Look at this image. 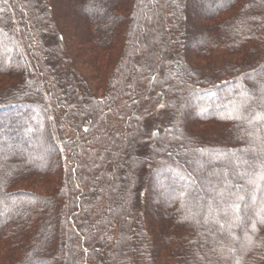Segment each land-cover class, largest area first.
<instances>
[{"label":"trees","instance_id":"16d2710c","mask_svg":"<svg viewBox=\"0 0 264 264\" xmlns=\"http://www.w3.org/2000/svg\"><path fill=\"white\" fill-rule=\"evenodd\" d=\"M24 1L0 0V264H264V0Z\"/></svg>","mask_w":264,"mask_h":264},{"label":"rangeland","instance_id":"374dc122","mask_svg":"<svg viewBox=\"0 0 264 264\" xmlns=\"http://www.w3.org/2000/svg\"><path fill=\"white\" fill-rule=\"evenodd\" d=\"M7 2L9 1V0H6ZM18 1H22L21 2V6L25 9L26 8V6H24L25 5V1L24 0H18ZM61 1H63L64 2V4L66 5V7L64 8V9H66V11H68V13L72 10V9H74V5H75V3H77L79 0H61ZM153 3V2H152ZM154 4V3H153ZM70 16V19H72L73 21H76V24L78 25L79 23H81L82 22V19H81V17L76 13V12H74V16H71V15H69ZM79 16V17H78ZM72 17V18H71ZM58 18V17H57ZM57 21H59V19H57ZM147 21H148V18L147 19H145V22L143 23V25H141L140 26V43H141V45H143L142 47H141V50L140 51H142V53H144V54H146V50H148V40H149V38H147V35H146V32L144 31V28L146 27V23H147ZM58 28L60 29V31H61V34H63L64 35V38L66 39V40H64L65 41V43L67 42V39H69V37L71 36V33H67L66 34V32H65V29L64 28H66L65 26H62L61 24H60V21L58 22ZM198 24V23H197ZM76 28V27H75ZM78 28V27H77ZM47 30H49V29H47ZM78 30H75V33L77 32ZM49 33V32H48ZM76 35H77V33H76ZM51 35L49 34V35H47V37L49 38ZM64 43V44H65ZM69 44V43H68ZM195 44H197V43H195ZM195 44H193V47L195 46ZM144 45H145V47H144ZM147 45V46H146ZM65 46H67V48L69 49V47H68V45H67V43H66V45ZM147 48V49H146ZM72 50H73V48H72ZM69 51H70V49H69ZM14 56H16V54L15 53H13L12 54V57H14ZM141 57H139L138 59H140ZM73 60H74V58H73ZM141 60V59H140ZM75 61V60H74ZM196 62H197V60L195 61L194 60V58L193 59H191V63H193V64H196ZM75 65L77 66V68L79 69V72L83 75V77H81V82H84V79L85 78H87L88 77V74L89 73H86L85 71H83L82 69H81V67L79 66V64L78 63H76L75 62ZM33 67H34V70L35 71H37V67H36V65H34L33 64ZM30 69L28 68V71H29ZM139 69H137V68H135L134 69V73L136 74V76L138 75V71ZM50 72L53 74V75H55L56 74V71H53V70H50ZM155 72V71H154ZM159 73V72H158ZM164 74H165V76H166V78H167V76H170L167 72H164ZM168 74V75H167ZM74 75H76V74H74ZM162 76V78H163V74L161 75ZM168 80V79H167ZM165 83H166V81H165ZM165 85H167V86H165V88H171V86L170 85H168V84H165ZM78 90L79 89H81L82 88V85L81 84H79L77 87H76ZM103 90L104 89H102L101 91H98V93H100V97H102L103 96V94H104V92H103ZM166 95V94H165ZM168 96H166V98H167ZM169 99V98H168ZM263 103H264V101H263ZM163 105H162V103L161 102H159V101H156V100H154V101H151L149 104H148V107L145 109V112H144V118H145V120H144V122H145V124H146V128H147V130L148 131H150V132H152V134H158V133H161L165 128H167V127H172V125H173V123H174V129H175V127H176V129L174 130L173 129V131H172V133H176V134H178L179 133V131L182 129V126H185V124H184V120H183V118H180V116L184 113V111H186L187 109H184V102H183V100H178V102H177V112H178V115H177V117H174L172 114H169V112H167V111H164L163 110V107H162ZM104 121V120H103ZM103 121H102V124H103ZM172 124V125H171ZM99 125H101V123H99ZM46 129V128H45ZM176 131V132H175ZM192 131V130H191ZM178 132V133H177ZM15 137H17V140L15 141L16 143H17V145H23V144H25V145H30L29 144V140H31V137H33V134H31V135H29L28 137H23V135H19V136H15ZM150 146H151V142H149V149H150ZM180 152L178 153V154H176V158H177V160H182V157H183V154L185 153V152H188L189 150H190V148L189 147H185V148H183V147H181L180 148ZM151 151V150H150ZM148 149H143L140 153H139V155H142L143 157L142 158H145L146 160H147V164H151V162H152V159H150L149 158V156H150V153L152 152H150ZM46 154H49V159H51V161H56V155L55 154H53V152H52V150H50V149H48L47 150V153ZM183 161V160H182ZM86 162H87V160H86ZM126 159H122L121 160V167H120V169H119V171H120V173L118 172V175H116V179L118 178V185H117V187H118V193H119V195H125L126 194V192H127V190L126 189H124V184L122 183V177H123V174L124 173H129L130 174V170L128 169L129 167L128 166H126ZM187 165H189V163H187ZM114 168H112V170H113ZM121 174V175H120ZM120 178V179H119ZM80 177H78L77 176V178H76V180H77V182H79L80 180ZM158 185V184H157ZM20 188V187H19ZM25 189H28L27 187H24ZM33 187H31L30 189H32ZM16 189H18V187H16ZM30 189H28V190H30ZM33 190H35V193H37V194H39V195H44V194H47L48 193V189H46V188H38V189H33ZM31 191V190H30ZM160 191V189L159 188H155V190L153 191V194H154V196L155 195H161V192H159ZM169 197L170 196H167V198L166 199H169ZM124 202L123 201H121V205L123 204ZM152 206H153V208H154V212H155V214L156 215H159V214H164L165 212H167V210L165 209V208H161L160 206H159V202H157L156 200H154L153 202H152ZM157 232V231H156ZM102 258H103V260L102 261H104L105 259H106V255H105V253H103L102 254ZM121 261V260H120ZM124 263L125 262V260H122L121 261V263Z\"/></svg>","mask_w":264,"mask_h":264},{"label":"snow or ice","instance_id":"6c2138e0","mask_svg":"<svg viewBox=\"0 0 264 264\" xmlns=\"http://www.w3.org/2000/svg\"><path fill=\"white\" fill-rule=\"evenodd\" d=\"M258 118H264V117H258Z\"/></svg>","mask_w":264,"mask_h":264}]
</instances>
